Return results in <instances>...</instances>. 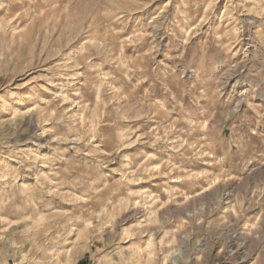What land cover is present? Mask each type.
Masks as SVG:
<instances>
[{
  "label": "rangeland",
  "instance_id": "obj_1",
  "mask_svg": "<svg viewBox=\"0 0 264 264\" xmlns=\"http://www.w3.org/2000/svg\"><path fill=\"white\" fill-rule=\"evenodd\" d=\"M0 264H264V0H0Z\"/></svg>",
  "mask_w": 264,
  "mask_h": 264
},
{
  "label": "bare ground",
  "instance_id": "obj_2",
  "mask_svg": "<svg viewBox=\"0 0 264 264\" xmlns=\"http://www.w3.org/2000/svg\"><path fill=\"white\" fill-rule=\"evenodd\" d=\"M48 12V11H47ZM46 166V165H45ZM45 168V167H44ZM42 175H44V173H42Z\"/></svg>",
  "mask_w": 264,
  "mask_h": 264
}]
</instances>
